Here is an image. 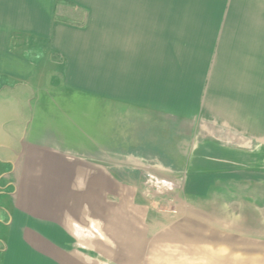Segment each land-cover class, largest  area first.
<instances>
[{"label": "crops", "instance_id": "crops-1", "mask_svg": "<svg viewBox=\"0 0 264 264\" xmlns=\"http://www.w3.org/2000/svg\"><path fill=\"white\" fill-rule=\"evenodd\" d=\"M160 260L264 261V0H0V264Z\"/></svg>", "mask_w": 264, "mask_h": 264}, {"label": "rangeland", "instance_id": "rangeland-1", "mask_svg": "<svg viewBox=\"0 0 264 264\" xmlns=\"http://www.w3.org/2000/svg\"><path fill=\"white\" fill-rule=\"evenodd\" d=\"M159 183H160V187H166V184L162 185L161 182H159ZM143 199L145 201V198H143ZM157 203L160 204V205H163V206H167L168 208H171L172 206L175 205L174 202L172 201V198H171V201H170L167 196H160L159 197V201H157ZM195 262L197 263L198 261H195ZM211 262H213V261H211ZM239 262H240V264H246L245 261H239ZM250 262L251 261H249V264H250ZM179 263H180V261H174V264H179ZM207 263H208V261H207ZM159 264H168V262L166 260H160ZM210 264H212V263H210ZM213 264H214V262H213ZM254 264H264V261L255 260Z\"/></svg>", "mask_w": 264, "mask_h": 264}]
</instances>
